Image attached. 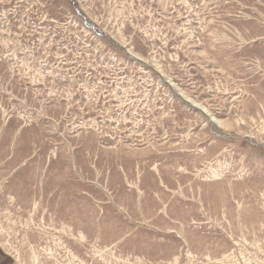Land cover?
Returning <instances> with one entry per match:
<instances>
[{"label":"rangeland","instance_id":"obj_1","mask_svg":"<svg viewBox=\"0 0 264 264\" xmlns=\"http://www.w3.org/2000/svg\"><path fill=\"white\" fill-rule=\"evenodd\" d=\"M0 264H264V0H0Z\"/></svg>","mask_w":264,"mask_h":264},{"label":"bare ground","instance_id":"obj_2","mask_svg":"<svg viewBox=\"0 0 264 264\" xmlns=\"http://www.w3.org/2000/svg\"><path fill=\"white\" fill-rule=\"evenodd\" d=\"M212 118H214V117H212Z\"/></svg>","mask_w":264,"mask_h":264}]
</instances>
